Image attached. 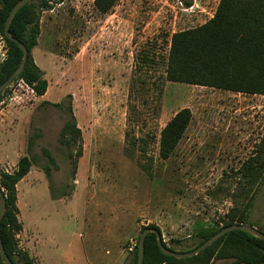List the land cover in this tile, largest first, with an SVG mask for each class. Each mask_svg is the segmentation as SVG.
I'll return each instance as SVG.
<instances>
[{
	"label": "rangeland",
	"instance_id": "rangeland-1",
	"mask_svg": "<svg viewBox=\"0 0 264 264\" xmlns=\"http://www.w3.org/2000/svg\"><path fill=\"white\" fill-rule=\"evenodd\" d=\"M94 1L31 0L50 8L38 11L30 51L46 92L38 96L16 78L0 93V175L21 158L29 162L16 184L22 230L15 250L31 264H59L63 252L72 264H86L89 234L98 250L90 255L107 249L112 261L126 256L134 264L127 243L147 226L175 252L193 249L232 217L246 216L264 233V169L254 188L240 170L261 148L264 155L263 95L150 86L138 95L125 137L136 54L153 51L151 73L159 77L170 36L208 22L218 1L118 0L105 14ZM7 58L0 33V67ZM182 109L191 113L189 125L161 159L160 131ZM213 249L210 264L236 262L229 245Z\"/></svg>",
	"mask_w": 264,
	"mask_h": 264
},
{
	"label": "trees",
	"instance_id": "trees-1",
	"mask_svg": "<svg viewBox=\"0 0 264 264\" xmlns=\"http://www.w3.org/2000/svg\"><path fill=\"white\" fill-rule=\"evenodd\" d=\"M18 1L0 0V33L8 47V58L0 67V84L19 66L22 58L20 49L14 42L8 40L3 32L4 22L11 8ZM117 1L95 0L94 6L99 13L105 14ZM217 1L216 11L208 22L170 36L164 71L159 77L151 73L156 65L155 53L147 49L140 50L136 54L127 103L126 139L129 137L130 125L133 122L131 116L135 113V102L139 100L138 95L150 86L154 87L157 93L158 91L160 93L165 82H171L264 96V0ZM47 9L50 8L46 3L40 2L34 5L30 0L18 10L9 27V34L28 50L26 64L18 79L31 87L38 96L45 94L47 84L43 73L32 64L30 51L37 45L39 36L38 11ZM155 95L154 102L156 103ZM137 115L140 114L137 113ZM190 120V111L182 109L160 131L159 156L161 159H167L173 153ZM262 151L261 148L259 153L256 152L257 158L255 156L248 158L240 169L241 175L249 179L251 188H254L257 183L256 179L264 169ZM28 172L29 162L26 158H21L15 171L11 174L1 173L0 175V188L5 196L6 205L0 222V237L4 251L13 264H18L19 259L25 260L24 264H31L28 263V258L16 251L14 247V235L22 230L16 218V184ZM246 220V216L232 217L224 227L246 224ZM147 228L156 229L159 232L154 226H147L142 231ZM223 244L235 250L227 256L236 260L233 264H264V242L241 231H231L225 234L198 255L187 259L164 256L159 250L155 234L149 233L144 240L143 264H210L215 256L211 253L214 251L213 248ZM235 252L236 254H233ZM133 254L136 255L134 260L136 264L137 248ZM0 264H4L1 254Z\"/></svg>",
	"mask_w": 264,
	"mask_h": 264
},
{
	"label": "water",
	"instance_id": "water-1",
	"mask_svg": "<svg viewBox=\"0 0 264 264\" xmlns=\"http://www.w3.org/2000/svg\"><path fill=\"white\" fill-rule=\"evenodd\" d=\"M29 2H30V0H19L11 8V10H10L5 22H4V27H3L4 36L8 40L14 42L17 45V47L20 49V51L22 53V58H21V62L19 64V66L12 72V74H10V76L2 84H0V93L6 87H8L14 79H16L20 76V74L23 71L24 66L26 64L27 58H28V50L26 49V47L21 42L14 39L9 34V27H10V24H11V22L15 16V14L18 12V10L23 8ZM5 209H6L5 196L3 194L2 189L0 188V222L4 216ZM231 231H241V232H244V233L250 235L253 238H256V239L264 242V233L263 232H260L259 230L255 229L254 227L247 225V224H233V225H229V226L221 228L218 232L213 234L210 238H208L206 241H204L202 244H200L198 247L194 248L193 250H190L188 252H175V251L169 250L168 248H166L162 244L160 234L156 229L147 228V229H144L143 231H141L139 234V239H138L137 247H136L137 248L136 264H143L144 240H145L146 235L149 233L155 234L159 250L164 256L171 257L174 259H187V258H191V257L199 254L200 252H202L206 248L213 245V243H215L222 236H224L225 234H227ZM0 254L2 256L4 264H13L4 251L2 241H1V237H0Z\"/></svg>",
	"mask_w": 264,
	"mask_h": 264
},
{
	"label": "crops",
	"instance_id": "crops-1",
	"mask_svg": "<svg viewBox=\"0 0 264 264\" xmlns=\"http://www.w3.org/2000/svg\"><path fill=\"white\" fill-rule=\"evenodd\" d=\"M107 224L110 225V223H107ZM108 225H107V228L109 227ZM87 227H88L87 231L92 232L91 227L89 225H87ZM91 236H92V238H94L95 234L91 233L90 237ZM106 236H108V234L105 235L104 237H106ZM123 238L121 239V241L123 240ZM89 241H91V239L89 238V234H88L87 235V241H86V264H128L129 263V259L126 256H125V258H122V260L119 263L112 261L111 259H109L110 252L104 248H103L104 249L103 252H100V253L97 252V253H94L93 255H90L89 249L92 248V250L93 249L97 250V248L93 245V243H89ZM121 241H119V243ZM127 255H129V254H127ZM58 257H60L59 258L60 259L59 264H72L71 259H70V255L68 252L67 253L63 252ZM52 261H53V259H52ZM53 264H58V262L53 263Z\"/></svg>",
	"mask_w": 264,
	"mask_h": 264
},
{
	"label": "built area",
	"instance_id": "built-area-1",
	"mask_svg": "<svg viewBox=\"0 0 264 264\" xmlns=\"http://www.w3.org/2000/svg\"><path fill=\"white\" fill-rule=\"evenodd\" d=\"M137 247V240L136 239H130L126 246V252L127 253H133L136 250Z\"/></svg>",
	"mask_w": 264,
	"mask_h": 264
}]
</instances>
